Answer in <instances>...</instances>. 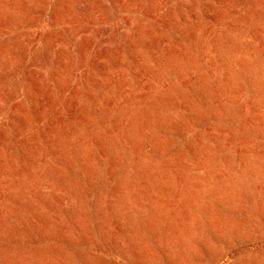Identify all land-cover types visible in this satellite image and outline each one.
I'll return each instance as SVG.
<instances>
[{
  "label": "rangeland",
  "instance_id": "374dc122",
  "mask_svg": "<svg viewBox=\"0 0 264 264\" xmlns=\"http://www.w3.org/2000/svg\"><path fill=\"white\" fill-rule=\"evenodd\" d=\"M0 264H264V0H0Z\"/></svg>",
  "mask_w": 264,
  "mask_h": 264
}]
</instances>
